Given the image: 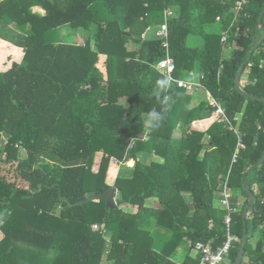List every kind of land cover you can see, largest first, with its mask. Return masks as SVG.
<instances>
[{
	"label": "trees",
	"instance_id": "1",
	"mask_svg": "<svg viewBox=\"0 0 264 264\" xmlns=\"http://www.w3.org/2000/svg\"><path fill=\"white\" fill-rule=\"evenodd\" d=\"M236 2L0 1V36L12 31L3 27L8 25L24 35L7 38L6 46L17 51L6 50L0 62L4 264H29L20 253L33 264H200L201 254L188 253L180 263L169 256L186 236L193 243L225 242L228 211L215 205L223 179L247 197L243 207L233 204L230 230L237 240L231 262L236 264L243 238L246 184L256 201L246 218L249 238L242 264H264V164L257 165L264 154V40L257 35L264 0H249L238 14ZM34 6L46 15L33 12ZM168 8L179 12L169 21L175 75L186 71L191 79L188 72L194 70L202 87L189 91L174 83L157 96L156 83L165 76L156 65L167 52L163 39L147 34L164 22ZM63 26L94 28L95 48L89 40L85 45L60 42ZM130 41L139 43L138 51L128 49ZM232 46V56L224 58ZM252 48L241 87L263 100L235 85ZM99 53L108 56L106 80L95 65ZM205 90L223 104L238 133L218 121L208 100H196ZM169 96L175 98L172 108ZM162 107L167 109L164 121L145 128L141 117ZM19 142L27 150L24 157ZM152 154L160 159L147 160ZM111 157L135 161L117 179V207L109 208L104 197L78 203L89 191L104 194L111 188L105 181ZM156 194L162 209L147 208L146 200ZM122 205L138 206V211ZM93 223L100 230L93 231ZM154 223L156 229H149ZM104 229L112 231L107 254Z\"/></svg>",
	"mask_w": 264,
	"mask_h": 264
},
{
	"label": "crops",
	"instance_id": "2",
	"mask_svg": "<svg viewBox=\"0 0 264 264\" xmlns=\"http://www.w3.org/2000/svg\"><path fill=\"white\" fill-rule=\"evenodd\" d=\"M2 1V0H0ZM32 11L33 12H36V13H39L41 14L42 16L46 15V10L44 8H42L41 6H34L32 7ZM175 15L179 14V12L177 11H174ZM5 28V30H11L9 32V35L7 37L5 36H0V48L2 50V52L0 53V62H2L4 59L3 57H5L3 54H5V51L8 50L9 53H15L17 50H16V47L15 46H12L10 47L9 46H6L8 45L9 41H8V37H16L18 33H20L21 35H23L20 30L16 29L15 27L13 26H3ZM60 33H61V39H60V42H67V43H73V44H77V45H85V43L89 40L91 42V46L92 48H95L94 46V42H95V39H94V36H93V29L90 30V31H85L83 29H81L80 31H77V30H74L73 28L69 27V26H63L61 29H60ZM24 36V35H23ZM156 36V33H154V26L151 28L150 32L147 34V38L149 37H154ZM139 43H136L134 41H130L127 45L128 49L131 50V51H138L139 50ZM233 46L232 47H229V49L226 50V52H224V55H226V57L224 56V58H228L229 56H232V50H233ZM107 54L105 53H99L98 55V60L96 62V67H98L100 69V71L103 73L104 75V79L106 80L107 77H108V73H107ZM190 72L193 73V75H190ZM189 75L192 77V79H195L196 81L197 80H200V75L199 73L197 74L194 70H191L188 72ZM246 77V75L244 76ZM200 93L202 94L203 92H198L197 94V98H204V97H201ZM207 95V94H206ZM124 99H122L123 101ZM205 100V98H204ZM174 101H175V98L173 96H169L168 97V107L169 108H172L173 104H174ZM8 140V139H7ZM5 142H7L5 140ZM25 151L26 148H25ZM147 157V160H158L160 159L159 157H157L156 155L152 154V155H149V156H146ZM135 166V161H119L116 157H111L110 159V162H109V165H108V169H107V173H106V183L108 185H110L111 187L116 186V182H117V179L118 177L121 175V171L123 169H133ZM226 179H223L220 183H219V186H218V191L216 193V197H215V205L216 207L218 208H222V209H226V206L224 207L223 204H222V198H223V191H224V183H225ZM256 185V184H255ZM118 188V187H117ZM119 189V188H118ZM231 190V192H233L236 196V199L234 201V196L230 199V206L233 207V204L236 203L237 207H239V205H241V203L245 200L243 198L242 195H236V194H239V190H232L229 188V191ZM256 190V189H254ZM118 195V193H117ZM187 195H189V198H186ZM185 198H186V201H188L190 203V205H192V199H191V196L189 193H185L184 194ZM145 206L147 208H154V209H162V205L160 203V200L159 198L157 197V194L153 197H150L146 200V203H145ZM122 207L128 211V212H133V213H136L138 211V206H132V205H122ZM2 219L0 220V242L5 238L6 234L5 232L2 230V225L4 224L5 222V219L4 217H1ZM95 225H98L99 227L98 228H95ZM156 226L155 223L149 227V229H152V230H155L156 229ZM92 230L93 231H98L100 230V224L99 223H93L92 224ZM111 237H112V231L109 230V229H104L103 230V238L104 240H106V245H107V253H109V249L111 247V244H112V241H111ZM237 238V237H236ZM258 239L256 240L255 239V242H257ZM254 242V241H253ZM254 242V243H255ZM193 242L192 240L186 236L183 238L182 242L179 244V246L177 247L175 253L173 255H170L169 258L171 261L173 262H176V263H180L182 262L186 256L188 255V253L193 256V257H196L199 253L194 249L193 247ZM14 250V249H12ZM11 250V251H12ZM20 256L23 260V262H27L29 264H33L31 263V261L29 259H25L27 258V255L24 254L22 255L20 253ZM4 257H3V254L0 253V264L2 262V264H4ZM3 260V261H2ZM229 260L231 262V259H230V256H229ZM35 264H41V263H35ZM232 264V262H231Z\"/></svg>",
	"mask_w": 264,
	"mask_h": 264
},
{
	"label": "built area",
	"instance_id": "3",
	"mask_svg": "<svg viewBox=\"0 0 264 264\" xmlns=\"http://www.w3.org/2000/svg\"><path fill=\"white\" fill-rule=\"evenodd\" d=\"M249 0H237L235 11L236 14H238L245 6V4ZM165 19L164 22L161 23L158 26V29L156 31V36L164 40V46L166 48L167 55L165 58L160 60L156 67L157 69L171 81L172 84H177L179 87H184L189 91L198 89L199 87H202V84L199 81H196L195 79H190L188 77H177L175 75L177 65L175 58L170 54V43H169V21L175 16L174 10L171 8H168L165 10ZM176 17V16H175ZM228 39V35L225 33L222 37L223 42H226ZM224 68V64L222 63L219 68V73L222 72ZM190 75H193L192 72H190ZM189 75V76H190ZM191 77V76H190ZM211 95V94H210ZM209 104L213 107V114L218 116V121L223 123H228L230 129L236 130L232 122L227 116L226 109L224 108L223 104L216 99L214 96L211 95V97L208 99ZM239 146L244 147L245 145L242 142V135L239 134ZM230 191L229 186L227 184V180L224 184V191H223V200L222 202L226 204V210L228 211L225 223L227 224V239L222 245L215 246L214 243L210 242H204V241H198L196 243H193L194 249L201 254L200 264H231L229 260L230 252H231V246L234 241L237 240L236 236L232 233L230 230L231 221H232V213L235 211V208L230 206ZM98 225H95V228H98Z\"/></svg>",
	"mask_w": 264,
	"mask_h": 264
},
{
	"label": "water",
	"instance_id": "4",
	"mask_svg": "<svg viewBox=\"0 0 264 264\" xmlns=\"http://www.w3.org/2000/svg\"><path fill=\"white\" fill-rule=\"evenodd\" d=\"M263 18H264V9L259 17V20H258V25H257V35L259 33V29L263 27ZM264 40V35L261 39V41ZM253 51H254V48H252L249 53H248V57L247 59L245 60L244 64L242 65V67L240 68V70L238 71L237 75H236V78H235V85H236V88L238 89H241L248 97H251V98H255V99H260V100H263L262 98L254 95V94H251L245 90L242 89L241 87V77H242V74H243V70L246 66V64L248 63V61L251 59L252 57V54H253ZM264 164V154L261 158V160L258 162V166H262ZM254 167L251 166L248 171H250L252 168ZM245 178H246V173L244 174V177H243V180L245 181ZM244 188H245V191L246 193L248 194L249 196V202L244 210V231H243V238H242V242H241V246H240V249H239V253H238V256H237V261H236V264H242V260H243V257H244V253H245V248H246V245H247V242H248V238H249V233H248V223L246 221V218H247V214H248V210L249 208L255 203L256 201V196L254 194V191L249 187L247 186L246 184H244ZM119 192V189L115 186L111 187L110 189H108L104 194H99L97 193L96 191H89L88 192V197L84 200H81L79 201L78 203H81V204H85L87 203L88 201L92 200V199H97V198H106V204L109 208H116L117 207V204H118V200H117V193ZM76 203V205L78 204Z\"/></svg>",
	"mask_w": 264,
	"mask_h": 264
},
{
	"label": "clouds",
	"instance_id": "5",
	"mask_svg": "<svg viewBox=\"0 0 264 264\" xmlns=\"http://www.w3.org/2000/svg\"><path fill=\"white\" fill-rule=\"evenodd\" d=\"M171 86V81L165 77L161 78L156 83L155 95L162 96L165 90H167ZM164 104L167 103L166 100L163 101ZM209 103V102H208ZM167 109L162 107L161 109L152 108L150 111L144 114L141 117L144 121V127L147 129H155L157 128L166 118L165 113Z\"/></svg>",
	"mask_w": 264,
	"mask_h": 264
},
{
	"label": "rangeland",
	"instance_id": "6",
	"mask_svg": "<svg viewBox=\"0 0 264 264\" xmlns=\"http://www.w3.org/2000/svg\"><path fill=\"white\" fill-rule=\"evenodd\" d=\"M92 29H94V28H92ZM157 29H158V27L157 26H154V33H156V31H157ZM75 30H77V31H80L81 29H75ZM259 36H258V38L259 39H262V37H263V35H264V29H259ZM243 76H245V75H243ZM182 77H188L187 76V74H186V71H183L182 72ZM205 95V97H204V95ZM207 94V95H206ZM211 93L209 92V90H205L202 94L200 93V95H201V97H204L205 98V100L207 101L210 97H211V95H210ZM203 98V99H204ZM208 102V101H207ZM19 148H21V150L22 151H20V155H22V157H24V156H26V151H25V147L21 144V142H19ZM251 177H252V174H251ZM225 184V183H224ZM253 189H256L257 191H258V186L257 185H254L253 184ZM230 199L235 195L233 192H231V190H230ZM237 196L238 195H242L243 196V198L245 199V200H247V197L240 191L239 192V194H236ZM186 198H188V199H190L189 198V195H187V197ZM224 198V197H223ZM223 198H222V200H223ZM245 200L241 203V205H239V207H243V205H244V202H245ZM222 202V201H221ZM222 204H223V206L225 207L226 206V204H224L223 202H222ZM146 223V221H143V224H145ZM146 228H148L147 226H145ZM253 238H251V240H252Z\"/></svg>",
	"mask_w": 264,
	"mask_h": 264
}]
</instances>
